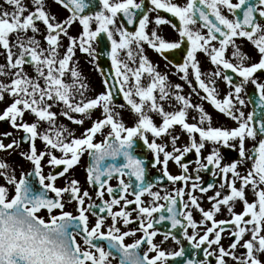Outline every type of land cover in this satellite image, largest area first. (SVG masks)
Segmentation results:
<instances>
[{
	"label": "snow or ice",
	"instance_id": "1",
	"mask_svg": "<svg viewBox=\"0 0 264 264\" xmlns=\"http://www.w3.org/2000/svg\"><path fill=\"white\" fill-rule=\"evenodd\" d=\"M54 6L67 15L58 18ZM149 13H156L154 20ZM149 23L155 25L151 32ZM164 24L175 29L178 39L158 34ZM128 25L135 27L130 30ZM105 40L121 104L114 101L116 84L108 77L102 80L104 91L86 95L88 84L74 59L79 51L94 62L96 48ZM145 45L165 59L166 53L184 48L183 62L174 67L191 92L185 94L181 84L171 83L169 75L158 70ZM198 53L215 66L211 72H202ZM258 73L264 74V0H3L0 122L23 135L18 141L14 132H0V152L10 154L27 143L28 150L18 154L32 169L17 176L16 168L0 159V264H172L177 258L183 264H209L213 256L215 264H228V258L235 264H264V82ZM218 80L227 86L223 96ZM248 84L258 95L259 114L243 110L247 104L242 93ZM192 94L235 126H213L212 115ZM125 108L134 116L131 126L117 110ZM96 111L99 115L92 119ZM60 117L74 125L82 126L85 120L91 124L77 136ZM181 134L187 141L178 145ZM248 140L254 142L251 148H246ZM206 145L211 147L204 155ZM144 148L152 155L151 166H159L158 179L183 186L164 195L153 191L154 184L147 181L148 162L137 155V149ZM222 148L237 151V157L224 162ZM85 153V183L96 189L100 203L78 179L67 176ZM189 153L196 157L195 176L185 159ZM45 158L56 171L45 174ZM170 162L179 174L169 171ZM202 171L220 182L207 196L208 209L200 202L204 197L195 193L206 194L216 183L202 184ZM59 177L67 178L65 186L56 185ZM71 204L74 211L66 210ZM222 211L229 218L217 219ZM165 222L170 230L161 233L156 226ZM132 224L137 226L129 228ZM172 230H182L191 253ZM225 232L227 246L221 243ZM158 235L163 237L159 243ZM129 237H135L132 243L125 242ZM169 239L181 245L178 250L162 247ZM238 246L245 250L239 256ZM197 250L204 259L194 258Z\"/></svg>",
	"mask_w": 264,
	"mask_h": 264
},
{
	"label": "flooded vegetation",
	"instance_id": "2",
	"mask_svg": "<svg viewBox=\"0 0 264 264\" xmlns=\"http://www.w3.org/2000/svg\"><path fill=\"white\" fill-rule=\"evenodd\" d=\"M174 2L184 3V0H174ZM2 4H3V0H0V5H2ZM5 7H7V6H5ZM53 12H55V11L53 10ZM57 14H58V18H61V19L67 15L66 11H64V10L59 11V13H57ZM155 15H156V13H149L150 21L154 20ZM160 15L165 16V17L169 16V14L164 13V12H161ZM169 18L172 20V23H176L177 26H179L178 20H176L173 17H169ZM127 27L130 30H132L135 26L128 25ZM154 27H155L154 23H149L148 31L151 32V30ZM197 27H198V25H197ZM41 30H43L42 25H41ZM157 30H158V34L161 35L162 37L166 38V39H168L170 34H178L175 31V29H173L171 27L170 24L160 25ZM74 34L75 35L77 34L75 28H74ZM145 49H146V55H148V57L152 61V63L157 66L158 70L161 71L162 73H166L169 75V80L171 83L181 84L184 88L185 94L191 92V89L189 88L188 84L185 81L180 79L181 74L177 73V70L174 67V64H176L177 62H179V63L183 62V56L185 54L183 47L180 50H174L172 52H168L169 54L166 53L165 55L168 57V59H165L164 57L160 56L158 53H156L153 49H151L147 45H145ZM107 50H108V52L110 50L109 42H107L106 40L102 41L100 46L96 48V60L94 62L92 61L91 57H89L87 54L80 53L79 51H77V53H76V60L78 61V67H79L80 71L82 72L83 77L85 78V82L88 84V92L86 93V95L94 96V95L104 91V85L102 83V80L105 77L109 78V81L111 84L116 82L114 79H112L115 76V69H113L111 66V58H110L108 65L103 61L104 60L103 54H106ZM120 58L124 59L122 54H121ZM198 58L201 60L206 59V57L202 53H198ZM169 61H172V63H169ZM101 64H103L104 67L108 68L106 72L103 71V68H102L103 66ZM97 65L99 66V69L97 68ZM132 66L135 67V65H132ZM201 69H202V72H204V73H205V70H207L203 63H201ZM101 70L103 71L104 75H101ZM192 79L194 80V77H192ZM144 82L145 83L147 82L146 76H145ZM193 86L198 89V85L194 84ZM118 87H119V85H118ZM250 90H251V88L249 87L247 89V97H246L247 102H248V93ZM199 91L201 92V95H205L202 92V90H199ZM192 98H193L194 102L201 103V100L198 97H196L195 94H192ZM114 101L116 104L124 103L122 93L114 94ZM2 107H3V105H0V108H2ZM166 107H167V105H166ZM117 110L121 112V115H122V118L124 119V122L127 125L131 126L133 124V121H134L133 114L131 112H129L127 110V108L117 109ZM250 112H251V109H250ZM129 113H130L131 117H129ZM74 115H76L78 117V114H74ZM98 115H99V111L94 112L92 119H95L96 116H98ZM128 119H131V121L129 122ZM154 119L156 120L157 123H159V117H154ZM59 122L70 127L75 132V134L77 136L80 135V133L83 131L84 128L90 126V124H91V120H85V124L82 126L81 125H74L70 121H67L64 117H60ZM4 131L14 132V136L18 141L20 140L21 136L23 135V133L15 132V130L11 129L10 126L7 125L6 123L0 122V132H4ZM184 137H185V135L181 134L180 140L178 141V145H182L186 142ZM10 139L11 138L5 139L4 142L8 143ZM99 139H100V137L98 136L97 140H99ZM36 145H37L38 150H41L43 148V145L39 140L36 141ZM28 147H29V145L27 143L21 142L20 148L16 149L15 151L11 152L10 154L0 152V159H5L9 163H11L13 165V167L16 168V175L17 176L20 175L21 170L31 171V169H32L31 164L29 162L23 160L18 154L21 151H27ZM210 147H211V145L209 147H208V145H206L205 149L203 150L204 155H206L208 153ZM221 152H222V155L225 157L224 162H230L232 159H235L237 157L236 154H233V153L227 151L225 148H222ZM137 155L146 159V161L148 162V164H147V181L152 182L154 184V187L152 189L153 191H160L161 195H164L165 192H172L174 187L183 186L182 184L172 185L171 182L167 181L166 178H163L162 180L158 179L159 177L162 176V173L159 171V166H157L156 168H153L151 166L152 155L146 148H144L142 151L140 149H137ZM46 159L47 158H45V164H44L45 174H48L49 172L56 171L46 164ZM185 159L187 162H189L190 172L192 173L193 176H195V174H196L194 172V169L196 168V164H195L196 157H195V155L193 153H189ZM88 162H89V158H88L87 154L85 153L84 156H82V158H81V164L74 171H70L67 174V176L78 179L81 182L82 189L88 190L91 194H93V199L95 200V202L100 203V201L96 200V198L94 196L96 189L93 186H89L85 183V175H86L85 167L87 166ZM169 171L175 175V174H179L180 169L178 168L177 165L170 162L169 163ZM199 174L202 177V180H201L202 184L206 185L209 182H215L216 183V187L214 189L210 190L206 194H201L198 191L195 193L198 197H204L203 199H201L200 202L205 209H208L210 207V202L207 200V196L213 195L214 192L219 189V183L220 182L218 179H214L213 177H211L210 172L202 171ZM125 179H127V178H125ZM66 180H67L66 177H59L56 181V185L59 187H63L66 184ZM192 182L193 181H189V184H191ZM0 183H3L2 179H0ZM110 183L113 186L116 185L115 180L111 181ZM185 190L187 191V189H185ZM105 198L107 199V197H105ZM128 198L133 199V197H131V196H129ZM143 199H145V201L150 202L151 198L148 196H145V197H143ZM185 200H187V196H185ZM161 203H163V201H161ZM74 207H75L74 204L68 205L66 207V210L74 211ZM132 207H134V206H129L130 209ZM114 210H116V209H114ZM235 210L237 212H239L241 210V207L239 204L237 205ZM74 214H75V212H74ZM193 216H194V219L196 221H200L201 216L197 211L193 210ZM229 216H230L229 213H227L226 211H222L221 213L217 214L216 218L217 219H227V218H229ZM133 217H135V213H133ZM94 219H95V217H90V221H94ZM136 226H137L136 224H132V225H129L128 227L134 228ZM156 227L160 229L161 233L170 230L169 222L162 223L160 225H157ZM172 231H173V234L177 235V237L181 240V245L183 247H185V249H187L191 253L192 252L191 246L188 244V242L186 240H184L183 235H182V230H172ZM197 231H199L200 234H203V231L201 229H197ZM188 232H189V234H192L193 229L189 228ZM137 235H139V233H137ZM222 237L223 238H222L221 243L224 244L225 246H227L229 243L228 233L227 232L223 233ZM247 238L248 237L246 236L245 239H247ZM77 239L79 240V237ZM134 239H135V237H129V238H126L125 242L126 243H132ZM162 239H163L162 235H158L155 238V241L157 243H159ZM81 243H82V241H81ZM181 245H177V244H175L174 241L169 239L168 241H166L162 245V247H164L166 250L171 251V250H178ZM203 247H206V246H203ZM214 248H216L215 245H213L212 248L209 249V251H212ZM244 251L245 250L240 248L239 246L235 250V252L238 256L241 255V253H243ZM194 258L197 260L204 259L203 251L197 250ZM262 259H264V258H262ZM208 261H209V264H215V257L214 256L209 257ZM113 264H118V262L114 261ZM172 264H183L182 258H177V261H173ZM228 264H235V262L232 261L230 258H228Z\"/></svg>",
	"mask_w": 264,
	"mask_h": 264
},
{
	"label": "rangeland",
	"instance_id": "3",
	"mask_svg": "<svg viewBox=\"0 0 264 264\" xmlns=\"http://www.w3.org/2000/svg\"><path fill=\"white\" fill-rule=\"evenodd\" d=\"M53 10L56 13H59V11H62V9H60L59 6L52 7V11ZM71 32H72L73 35H75L74 34V28L71 30ZM38 38L42 39V37H38ZM168 39L169 40H176V39H178V34H170ZM237 43H241V41L238 40ZM242 47H243V49L245 51L250 49V45H242ZM74 59H76V57ZM201 62L204 64V66L207 69V70H205V73L211 72L214 69V67H215L214 65H211L210 62L207 61V59H203V60H201ZM257 76L259 77L261 82H264V75L260 76L259 74H257ZM217 85H218V92L220 93V96H223L225 94V92L227 91V86L224 84V82L222 80H218L217 81ZM249 87L250 88H254V86L251 85V84L247 85L245 93H242V96L245 99V101L247 100L246 99V97H247V89ZM201 104L203 105V107H205V110L212 115L213 126H226V127H234L235 126V123L233 121H231L229 118H227L226 116H224L223 114H221L217 110H215L206 100H201ZM246 104H247V106L243 110L246 113H248V112H250V109L252 111V107H250V105H249V103L247 101H246ZM129 117H131L130 113H129ZM128 121L130 122L131 119H128ZM189 122H195V121L191 120V118H190ZM184 135H185L184 138L187 141V135L186 134H184ZM253 143L254 142L251 141V140L246 141V148H251L253 146ZM209 146L210 145H208V147ZM231 151H233L234 153L237 154V151L232 150V149H231ZM261 258H264V257H261Z\"/></svg>",
	"mask_w": 264,
	"mask_h": 264
},
{
	"label": "water",
	"instance_id": "4",
	"mask_svg": "<svg viewBox=\"0 0 264 264\" xmlns=\"http://www.w3.org/2000/svg\"><path fill=\"white\" fill-rule=\"evenodd\" d=\"M106 60L104 61L106 64H108V59H109V55L108 52H106ZM104 58V59H105ZM103 70L106 69L105 67H102ZM117 87H115L114 89H116ZM258 99V95L256 93L251 92V96H250V100L252 101L251 104L253 106V109H255V101ZM257 111V114H259V109H255Z\"/></svg>",
	"mask_w": 264,
	"mask_h": 264
}]
</instances>
